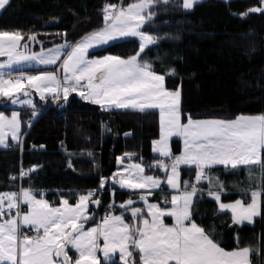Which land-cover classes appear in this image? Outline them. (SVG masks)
<instances>
[{
  "label": "trees",
  "instance_id": "16d2710c",
  "mask_svg": "<svg viewBox=\"0 0 264 264\" xmlns=\"http://www.w3.org/2000/svg\"><path fill=\"white\" fill-rule=\"evenodd\" d=\"M133 2L136 0H10L0 13V31L20 32L24 36L20 50L38 53L42 48L46 51L64 43L65 39L79 40L102 26V6L106 3L126 6ZM258 5L259 0H204L186 12L182 0H168L167 4L155 0L151 9L155 15L142 28L157 37V43L145 49L146 59L154 72L165 75L167 89H179L183 121L186 115L193 119L264 115V13L242 15ZM32 34L36 35V41L28 40ZM61 34L66 36L62 38ZM138 46V41L127 40L95 55L127 58L137 53ZM170 69H175V74L168 75ZM8 101L7 97L0 98V112L5 115L16 111L8 107ZM35 111H38L36 118L33 110L18 111L20 140L0 148V194L19 192L22 187L53 205L60 202L59 198L67 199L71 205L80 194L97 190L101 177L111 178L117 173L121 167L118 158L125 161L128 154L135 156L134 160L144 166L146 173L161 175L157 167H149L159 159L152 155L153 142L160 138L157 111L106 110L77 94L70 96L63 106L58 103ZM171 146L173 154L181 153L178 140H172ZM32 168L35 171L25 179L19 178L22 170ZM180 172L181 189L185 180L195 182L193 169L181 168ZM211 173L226 185L223 203L237 200L249 203V192L244 197L228 187L233 182L246 183L245 169L231 172L215 168ZM206 186L207 180L198 185ZM111 190L117 191L119 187L109 179L105 188L99 190L104 206L95 211V216L103 213V209L106 214L111 206L115 213L123 214L128 223H133L128 212L121 211L120 204L129 198L135 200L136 195L116 193L111 202ZM254 191L260 192V215L253 225L233 224L229 214L218 212L217 203L207 191L203 195L197 193L192 219L206 231L214 226L211 234L226 251L248 247L251 263L264 264V177L259 190ZM150 201L165 200L155 194ZM94 221L89 219L84 226ZM19 224L20 228L25 227L22 219ZM138 255L135 252L133 256L142 264Z\"/></svg>",
  "mask_w": 264,
  "mask_h": 264
},
{
  "label": "snow or ice",
  "instance_id": "6c2138e0",
  "mask_svg": "<svg viewBox=\"0 0 264 264\" xmlns=\"http://www.w3.org/2000/svg\"><path fill=\"white\" fill-rule=\"evenodd\" d=\"M154 2L136 0L126 7L106 3L102 6V26L79 40L70 42L65 39L64 43L47 52L42 48L39 54L25 55L17 51L21 46L20 41L24 39L20 32L0 31V56L8 57L5 63H0V97H7L13 105L35 108L31 93L26 90L31 86L39 93L41 100H45L46 93H50L53 100L68 101L69 95L76 93L83 100L106 110L107 107L141 112L159 109L161 138L155 141L154 151L168 158L170 163L157 160L155 165L149 167L163 169L166 184L179 190L180 166H194L195 182H183L182 193L173 195L168 201L171 208L148 203L146 194H141L140 199L147 205V214L141 207L134 206L132 198L120 204L125 212L130 211L129 220L134 223H126L123 214L114 215L106 209L101 222L90 229L84 227L94 215L89 211V205L100 207L99 190L105 188L109 179L122 189L148 190L147 194H151L152 189L160 188L161 179L144 175V166L139 163L127 165L111 178L101 177L98 189L80 194L74 204L70 205L64 199L62 207H52L47 201L36 199L30 189L22 187L19 192L0 194V218L6 214L9 217L0 222V264H100L97 255L100 251L105 261H112L113 255L118 252L122 264H138L133 252L139 254L138 259L142 264H250V248L226 251L211 234L214 226L206 231L193 221L191 206L198 192L203 195L207 191L214 200L221 201L224 186L212 176L214 166L236 169L241 165H259L264 169V115H241L235 119H193L186 115L185 122H182L179 89H167L165 75L154 72L146 59L145 49L156 44L157 37L141 29L155 15L151 10ZM163 2L167 4L168 0ZM194 3L195 0H182V7L190 9ZM8 5L9 0H0V10ZM248 12L264 13V0H259L258 6L247 9L242 15ZM61 35L62 38L66 36ZM127 37L139 39L136 54L127 58L118 55L89 57L90 49ZM28 40L36 41V35H30ZM23 46L27 48V44ZM31 61L55 67L38 75L24 76L21 73L17 79L12 78L11 72L3 71L11 69L14 64ZM60 70L63 75L58 78L56 73ZM172 74H175V69L168 70V75ZM20 92L24 99L16 95ZM20 128L18 112L13 111L10 118L0 112V145L7 146V134L19 141ZM173 136L183 138L184 149L179 156L173 154L169 147ZM128 155L131 158V154ZM123 159L118 158L121 164ZM32 171L35 169L22 170L19 178L23 179ZM202 180H207L206 188L198 187ZM251 196L248 205L237 200L231 204L220 202L219 208L230 210L236 224L243 221L252 223L253 218L260 215V192L254 191ZM21 203L29 206L23 213ZM12 209L16 210L14 215ZM146 215L150 219L145 218ZM165 216L173 217L175 224L165 225ZM21 219L23 225L35 227L37 233L43 229L42 235L32 238L20 232ZM101 239L102 248L98 243ZM68 246L75 249L78 256H70Z\"/></svg>",
  "mask_w": 264,
  "mask_h": 264
},
{
  "label": "rangeland",
  "instance_id": "374dc122",
  "mask_svg": "<svg viewBox=\"0 0 264 264\" xmlns=\"http://www.w3.org/2000/svg\"><path fill=\"white\" fill-rule=\"evenodd\" d=\"M202 1H204V0H195V3H194V5L195 4H197V3H200V2H202ZM225 1H228V0H225ZM194 5H193V7H194ZM127 6V5H126ZM126 6H124V7H126ZM118 7H119V5H118ZM193 7L192 8H190V9H185V11L186 12H189V11H191L192 9H193ZM2 12V10H0V13ZM144 26V25H143ZM142 31H143V29H141ZM127 40H136V41H138L139 42V39L137 38V37H127V38H122L121 40H119V41H116V42H111L109 45H106V46H102V47H99V48H95V49H90L89 50V57L90 58H92L93 57V55H95V53L96 52H99V51H101V50H103V49H105L106 47H108V46H110V45H112V44H115V43H119V42H123V41H127ZM140 43V42H139ZM150 46H152V45H149L148 47H150ZM18 50V49H17ZM48 50H46L45 52H47ZM40 52H38V53H35V54H39ZM25 55H31V54H33V53H24ZM96 56V55H95ZM2 58H4V59H6L5 61H3L2 59H0V63H5L6 61H7V59H8V57L7 56H2ZM61 59H63V57L61 58ZM2 60V61H1ZM59 63V62H58ZM28 67H31L32 69H30V68H28ZM53 67H55V66H51V65H42V64H38V63H36L35 61H31V62H23V63H21V64H19V65H13V67L11 68V69H4L3 71H5V73H7V72H11L12 73V78L13 79H15L14 78V74L15 73H20V72H23L24 73V76H28V75H38V74H40L41 72H43V71H45V70H50V69H52ZM37 68V69H36ZM36 70V71H34V70ZM60 72V74H58L57 75V77L58 78H60V77H62V75H63V73H62V70H60L59 71ZM57 74V73H56ZM26 90L27 91H29L30 93H31V98H32V100H33V102H34V104H35V108H37V106H36V99H35V96H34V94L32 93V91L33 92H36L34 89H32L31 88V86H28L27 88H26ZM21 93L22 92H20V93H16V95L17 96H19L21 99H24V97H22V95H21ZM37 93V96L39 97V93L38 92H36ZM47 94V96L49 97L50 96V98H51V94L50 93H46ZM48 97H46V99L45 100H48L47 98ZM1 98V97H0ZM40 98V97H39ZM8 104H9V108H11V109H13V110H16V112H18L19 110H22V109H28V110H33L34 111V118H36V116H37V113H38V111H35V109H30V107L28 106V105H21V104H16V105H13V104H11V102L10 101H8ZM180 106H181V98H180ZM120 110H133V109H120ZM147 111H157L158 113H159V117H160V111H159V109H148ZM180 111H181V108H180ZM18 113H20V112H18ZM12 114V113H11ZM11 114L10 115H6V116H8L9 118L11 117ZM5 115V114H4ZM19 119H20V114H19ZM20 122H21V119H20ZM182 122H185V121H183L182 120ZM160 127H161V124H160ZM20 135H21V128H20ZM160 138H161V128H160ZM159 138V139H160ZM159 139H157V140H155V141H158ZM5 140H10V143L11 144H16V143H18L19 141H16V140H13L12 139V137H11V135L10 134H7L6 135V137H5ZM20 140V139H19ZM172 140H178L180 143H181V145H182V150H181V153L180 154H178L177 156H179V155H181L182 153H183V149H184V143H183V138L182 137H177V136H173V137H171V139H170V141H169V147H170V149H171V152L173 153V151H172V146H171V143H172ZM155 141L153 142V147H152V155L154 156V157H156V158H159V157H162V156H160V154L158 153V152H155L154 151V147H155ZM0 147H2V146H0ZM131 156H134V155H131ZM125 158H128V159H134V157H131V158H129V155H127V156H125ZM181 167H183V168H187L188 166H185V165H183V166H181ZM180 167V168H181ZM257 167H260L259 165H250V166H244V165H241V166H238L236 169H226L224 166H222V165H217V166H214L212 169H215V168H224V169H226L227 171H231V172H237V171H239L240 169H245L246 170V183H244V184H241V181L240 182H233V183H231V185L230 186H228L229 187V189H231L232 191H235V192H238V194H240L241 196H248L247 195V193L249 192V193H251V191L250 190H259V187H260V183H261V181H262V178L264 177V169L263 170H261V172L258 170V168ZM189 169H193L194 170V166L193 167H188ZM256 168H257V170H256ZM211 169V170H212ZM179 172H180V169H179ZM180 177H181V172H180ZM161 180H162V183L163 184H165V186H167L168 188H170L171 190H175V191H177V192H179L180 190H177V189H172L170 186H168L167 184H166V179H165V177H161L160 178ZM163 180H164V182H163ZM179 184H180V178H179ZM223 190L225 189V187H226V185H225V183L223 184ZM181 187V186H180ZM179 189H181V188H179ZM225 191V190H224ZM252 191V192H253ZM182 192V191H181ZM133 193H135V192H133ZM36 196V195H35ZM221 197H222V195H221ZM209 198H211L212 200H214V198L212 197V196H210L209 195ZM249 198H250V196H249ZM36 199H43L42 197H39V196H36ZM193 200L195 201V197L193 198ZM251 200H252V196H251V198H250V201H249V203H251ZM216 203H217V206H218V212L219 213H221V214H224V213H227V214H229L230 216H231V218H232V221H233V213L230 211V210H220V208H219V203L220 202H222V201H216V200H214ZM239 201H241L244 205H248V204H246V203H244L242 200H239ZM258 202H259V198H258ZM232 203H235V202H232ZM229 204H231V203H229ZM28 206V205H27ZM29 207V206H28ZM259 216H256V217H254L253 218V222L252 223H248L247 221H243L242 223H240V224H236V223H234V224H236L237 226H244V225H253L254 224V221H255V219H257ZM142 263V262H141Z\"/></svg>",
  "mask_w": 264,
  "mask_h": 264
},
{
  "label": "crops",
  "instance_id": "0c3cea01",
  "mask_svg": "<svg viewBox=\"0 0 264 264\" xmlns=\"http://www.w3.org/2000/svg\"><path fill=\"white\" fill-rule=\"evenodd\" d=\"M10 1V0H9ZM20 45H21V41H20ZM21 47V46H20ZM20 47L18 48V52H21V53H26V52H22L21 50H20ZM0 59H2L3 61H5L6 59H4V58H2V56H0ZM1 60V61H2ZM28 68H30V69H32L31 67H28ZM37 69V68H36ZM34 70V69H33ZM20 73H23V72H20ZM63 73V72H62ZM23 75H24V73H23ZM56 75H58V72H57V74ZM32 93L34 94V96H35V99H36V106H37V108H32V107H30V109H35V110H44V109H47L49 106H50V104H52V103H54L55 102V104H62V106L65 104V102L66 101H63V100H59V101H56V100H53L52 98H50V96L48 97L47 96V94H46V97H48L47 99L48 100H41L38 96H37V93L36 92H33L32 91ZM74 94H76V93H72V94H70L69 95V97L70 96H72V95H74ZM21 95H22V97H23V93H21ZM3 98V97H2ZM87 102H89V101H87ZM107 107V106H106ZM107 109H112V110H118V108H115V107H107ZM133 111H138V110H133ZM145 111H147V110H145ZM10 143V140H5V145H7L8 146V144ZM0 146H2V147H0V148H6L7 146H4V145H0ZM154 157V156H153ZM156 158V157H155ZM159 158H163V157H159ZM133 160V161H132ZM137 163V161H135L134 159H127V160H123V164H121V163H119V164H121L120 166V171L122 172L123 171V169L125 168V166H127V165H131V164H136ZM181 166H183V165H181ZM180 166V167H181ZM181 168H183V167H181ZM181 168H179V169H181ZM188 168V167H187ZM159 169V168H158ZM189 169V168H188ZM160 170V173H161V175H155V174H150V173H146L145 172V170H144V175H153L154 177H158V178H161V177H163L162 175H164L165 176V179H166V173L164 172V170L163 169H159ZM125 175L127 174V173H124ZM162 181V180H161ZM163 182H164V180H163ZM202 182H204V180H202L200 183H202ZM114 185V184H113ZM116 185V184H115ZM118 185V187H119V190H111L110 191V195H111V202H114L113 201V198H114V196H115V194L116 193H125V194H127L128 196H129V194H131V193H133V192H135L136 193V199L134 200L135 201V204H134V206H139V207H141L142 208V211L145 213V214H147V212H148V209H147V205L144 203V201L143 200H141L140 199V195L141 194H146V198H147V201H148V203H153V204H157L158 206H160V207H169V208H171V204L170 203H168V201H170L171 200V197L173 196V195H179V194H181L180 192L181 191H183V189H179L180 191L179 192H177V191H173V190H171L170 188H168L167 186H165V184H163V183H161V186H160V188H158V189H152V190H150L151 191V194H147V192H148V190H142V189H137V190H135V191H133V190H129V189H127V188H120V186H119V184H117ZM225 190V191H224ZM224 190H222V193H221V195H224V194H226V190H227V188L225 187V189ZM99 192H102V191H99ZM34 195H36L37 193H34V192H32ZM159 195L160 196V198H162L163 200H165V201H162V202H152V201H150V199H151V197H152V195ZM250 195L252 194V193H249ZM37 196V195H36ZM40 196H42V195H40ZM260 197V196H259ZM43 198V197H42ZM59 198V197H58ZM43 200H45L44 198H43ZM64 199H61V198H59V203L57 204V205H53V204H51V203H49V205L50 206H52V207H62V201H63ZM46 201V200H45ZM127 202V201H126ZM126 202H124V203H126ZM193 204H194V200H193ZM193 204H192V206H191V212H192V208H193ZM103 206H104V204H103V201L101 200V205H100V207L99 208H97L95 205H89V210L91 211V209H92V211L94 212V215L91 217V218H89V219H95V221L92 223V224H90V225H88L87 227H85V229H90L91 227H94V226H96L97 224H99L100 222H101V218L102 217H104V209L102 210V212L103 213H101V214H99V215H97V216H95L96 214H95V211H97V210H99V209H101V208H103ZM5 208H7V201H5ZM121 211H124L122 208H121ZM125 212V211H124ZM114 215H121L120 213L118 214V213H115ZM145 218H149L150 219V217H147V215L145 216ZM256 220V219H255ZM163 221H164V224L165 225H167V226H172V225H174L175 224V219L173 218V217H168V216H165V217H163ZM125 222L126 223H128L126 220H125ZM233 224H234V222H233ZM236 225V224H235ZM25 226V225H24ZM25 227H27V226H25ZM33 227V226H32ZM35 228V227H34ZM40 232L41 233H43V229H41L40 230ZM98 243L100 244V246H101V248L103 247V240L101 239L100 241H98ZM67 249H70V251L72 252V256L73 255H75V256H78V253H76V251H75V249H73V248H71V246H68V248ZM134 253L135 252H133V255H134ZM98 259H99V261H100V264H102V263H118V264H122V262L119 260V253L117 252V253H115L114 255H113V259H112V261H105L104 260V258H103V252L102 251H100V252H98ZM71 256V255H70ZM251 255H249V257H248V259H249V262H250V264H252L251 263ZM56 259H58V258H56ZM142 262V261H141Z\"/></svg>",
  "mask_w": 264,
  "mask_h": 264
},
{
  "label": "built area",
  "instance_id": "2783aa9c",
  "mask_svg": "<svg viewBox=\"0 0 264 264\" xmlns=\"http://www.w3.org/2000/svg\"><path fill=\"white\" fill-rule=\"evenodd\" d=\"M20 75H21V74H14V78L17 79V78L20 77ZM24 82H25V81H24ZM28 124H29L30 126H32V122H29ZM159 160H163L165 163H170V161L168 160V158H160ZM169 171H170V169H169ZM25 178H26V176H25L23 179H25ZM20 206H22V205H20ZM21 208H22L21 211H25V210H26V208H25L24 206H22ZM5 211H6V213H7V209H6ZM109 211H111L112 214H113V209H112V207H111V209H110ZM14 213H15V209H12V214L14 215ZM8 218H9V217H8V215L6 214L4 217L0 218V222H2L3 219H8ZM20 232H22L23 234H27V235H29V236L32 237V238H35V237H37L38 235H42L41 232H40V233H37L36 229L33 228V227L20 228Z\"/></svg>",
  "mask_w": 264,
  "mask_h": 264
},
{
  "label": "water",
  "instance_id": "95a60500",
  "mask_svg": "<svg viewBox=\"0 0 264 264\" xmlns=\"http://www.w3.org/2000/svg\"><path fill=\"white\" fill-rule=\"evenodd\" d=\"M128 215H129V217L131 216V213H130V211L128 212ZM134 223V222H133Z\"/></svg>",
  "mask_w": 264,
  "mask_h": 264
}]
</instances>
